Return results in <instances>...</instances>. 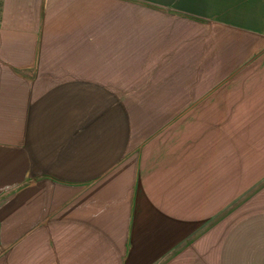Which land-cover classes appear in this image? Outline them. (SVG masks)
Instances as JSON below:
<instances>
[{
  "label": "crops",
  "instance_id": "1",
  "mask_svg": "<svg viewBox=\"0 0 264 264\" xmlns=\"http://www.w3.org/2000/svg\"><path fill=\"white\" fill-rule=\"evenodd\" d=\"M253 117L264 0H0V264H264V206L217 243L167 201L178 119Z\"/></svg>",
  "mask_w": 264,
  "mask_h": 264
},
{
  "label": "rangeland",
  "instance_id": "2",
  "mask_svg": "<svg viewBox=\"0 0 264 264\" xmlns=\"http://www.w3.org/2000/svg\"><path fill=\"white\" fill-rule=\"evenodd\" d=\"M219 122H238L246 132H217L221 129ZM261 122L262 119L255 117L216 119L215 133H204L196 127L207 125L206 119L184 118L175 123L185 129L194 126L182 139L173 140L184 142V156L192 161L200 175L177 177L178 187L184 189L183 208L176 206L175 186L170 188L167 201L174 212L183 211L185 217L199 218L200 222L215 217L209 237L217 243L237 219L264 206V133L257 132ZM163 178L169 186L176 184V177ZM150 179L155 187L162 177Z\"/></svg>",
  "mask_w": 264,
  "mask_h": 264
}]
</instances>
